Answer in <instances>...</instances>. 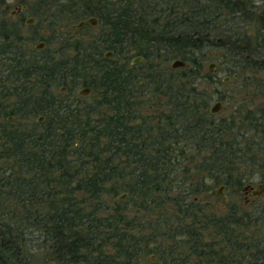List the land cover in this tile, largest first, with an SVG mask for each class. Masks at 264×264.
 Listing matches in <instances>:
<instances>
[{
	"label": "trees",
	"instance_id": "1",
	"mask_svg": "<svg viewBox=\"0 0 264 264\" xmlns=\"http://www.w3.org/2000/svg\"><path fill=\"white\" fill-rule=\"evenodd\" d=\"M248 4L99 0L90 15L100 21L102 34L93 53L84 50L80 55L81 63V48L68 44L29 61L14 30L0 21V57L7 64L1 74L7 72L12 84L6 87V80L0 85V264H21L24 256L34 259L27 255L28 246L40 238L55 264H146L148 253L156 257L151 264H264V207L244 213L230 207L223 216H206L192 198L199 189L186 182L175 188L176 199L158 196L166 182L161 171L178 160L168 157V143L178 147L192 140V148L199 150V141L208 134L209 115L203 111L207 101L193 82L194 70L205 60L196 56L202 43L208 41L234 59L249 58L253 66L264 68V54L254 58L264 50V37L251 42L240 26L241 21L254 22L264 36V10ZM220 21L226 22L222 28ZM74 48L76 56H65ZM109 51L114 56L135 52L158 68L148 76L149 83L157 91L164 89L168 98L166 109L153 117V127L140 119L133 100L139 79L103 56ZM176 59L186 64V83L171 82L161 72L162 65ZM72 78L98 91L99 101L79 106L70 90L64 98L55 97L52 88ZM100 106L109 113H102ZM40 116L44 119L35 126L23 123ZM229 147L231 143H223L224 150ZM118 193H125V199L108 206L105 197ZM165 201L174 202L176 212L183 214L180 222L191 223L173 229L162 219L151 231L125 213L128 203L149 214ZM205 230L213 237L210 243L203 238ZM164 241L169 243L166 251ZM181 243L187 248L181 249Z\"/></svg>",
	"mask_w": 264,
	"mask_h": 264
},
{
	"label": "rangeland",
	"instance_id": "2",
	"mask_svg": "<svg viewBox=\"0 0 264 264\" xmlns=\"http://www.w3.org/2000/svg\"><path fill=\"white\" fill-rule=\"evenodd\" d=\"M248 1L249 7L254 6L257 10H264V0H247V2ZM98 2L99 0H0V21H4L9 28L14 30L16 39L19 41L26 58L30 59L29 61L42 58L45 54H55L61 47L68 44V47L70 45V47L81 48L80 50L82 52L77 56V60L81 63L83 51L86 50V53H88L91 50V53H93L92 49L97 45V41L102 34V25L100 21L97 20L96 16L90 15V11L95 10V8L99 6ZM17 5L25 7L22 14H15ZM29 18H33L31 24L26 23ZM90 18L96 19L97 22L95 26L85 24L80 28L76 27L81 21ZM227 19H223L222 21H228ZM225 23L220 21L218 26L221 27V24L224 25ZM240 23V26L243 27L241 32H245L251 42H254L255 38L263 40L264 36L254 22L241 21ZM218 33L220 34V31H218ZM256 33L257 35L255 36ZM226 37H228L227 34ZM215 40H217V37L213 41ZM40 43H43L44 46L42 49H37L36 46ZM202 44L203 48L196 56H198L197 59H201V56H204L205 60L201 62V67L199 69L197 68L194 70L193 76L195 80L193 82L197 94H199L201 99L205 98L207 101L206 109L203 111L211 116L209 113L210 108L214 103L218 101L221 102L223 106L222 110L214 114L211 118L215 121L220 120L225 126L224 128H226V130L223 131V140L227 143L234 142L235 145L239 143L236 149L244 151L246 157H252V160L240 161L241 163L237 166L236 170L221 175V178L227 179L226 181L229 186L222 191V195H219L217 191L220 189L218 183L220 178L217 175L215 176L213 172L207 173L206 166L203 161L200 160V151H198V149H193L188 141L180 142L178 147H175L172 143H168L172 146V150L169 151L168 157L171 159L177 158L178 160L176 161L175 159V161H172V163L174 162L175 164L172 165L170 170L161 171L164 173L166 182L162 184L163 192L158 194V196H163L161 198L163 199L165 198L164 195L168 194V197L176 199L179 192L178 190L175 191V188L178 184L184 186H187V184L193 185V187L199 189V194L192 196V198L198 202L202 214L220 217L223 216L232 205H242L243 196L237 184L236 175L252 185H257L264 175V145L262 144V137L257 136V134L252 131L244 132L245 129L243 128L241 132L238 131L239 135H237L238 132L234 133L237 131V127L245 120L247 111H249L252 116L255 115L259 118L258 120L262 123V129L264 127V68L260 65H258V67L253 66L254 64L251 63L249 58L244 59L245 61L234 59L229 54H225L221 48L212 46L208 41ZM209 45H211V47H209ZM75 48L67 50L65 56L70 59L76 56L78 53L75 51ZM107 53L108 52H105L103 56ZM259 54H264V50L257 51L254 58H257ZM138 57L142 58V56H138L135 52H129L121 56H114L111 53L108 58L117 61L119 64H123L127 69L132 70L133 73L136 74L139 82L137 83L138 86L134 89V91L137 92H135V99L133 100H135L140 119H143L147 125L153 127V117L157 115L158 111L161 112V110L166 109L165 106L168 96L164 89L157 91L156 85L149 83L148 76L151 74L155 75V72L158 70V68L154 66L155 63L153 62L154 64H152L143 58L139 63H133ZM172 61L173 60H170L162 65L161 72L164 73L163 75L166 79H172L171 82H174L176 79L178 82L186 83L188 79L184 78L185 71L182 69L172 70L170 68ZM83 62L86 64L87 61L83 59ZM211 63L216 65L214 72L208 70V65ZM4 65L7 64H5V60L0 57V85H2L3 81L7 80L8 82L5 86L10 87L12 85L11 80H8L6 78L7 76H5L8 73L6 72L4 75L1 74ZM234 65L235 69H232ZM86 68H88V64H86ZM83 70L85 69L83 68ZM234 70L237 71L239 76L233 73ZM86 72L87 71L80 72V74H85ZM233 75H237V77L233 78ZM144 76L147 78H144ZM224 77H230V80L223 83L222 79ZM142 78H144V82H141L140 79ZM81 83V78L68 79L65 85L52 88L53 95L61 99L64 98L68 90H70V94L77 98L79 106L95 105L100 99V93L91 90L88 96L84 97L78 95V91L86 87L81 85ZM186 86L189 87L190 85L187 84ZM62 87L65 88L64 91L60 90ZM100 110L102 113H109L107 107L100 106ZM136 120H133L131 124L135 123ZM15 121L19 122V120ZM36 122L37 117H34L25 120L23 123L29 126H35ZM249 123L250 125L252 124L250 121H246V125ZM241 134H243V136L240 138ZM233 136H235L237 142L234 141ZM258 158L262 160L256 161ZM117 160L118 158H116V161ZM123 161L126 160L123 158ZM241 167H245L244 173ZM211 190H214V193H211ZM124 194L125 193H118L113 197L110 195L106 196L105 200L107 201V205L114 206L124 200L126 196L120 199ZM165 203L166 205L161 208L151 209L149 214H147L146 211H137L132 203H128L125 213L128 220L136 218L139 224L141 223L145 226V229H147L149 225L151 231L154 229L155 224H157L155 221L162 219H166L171 225L170 228L173 229L191 223L189 219L180 222V218L183 214L176 212L174 202L167 204V201H165ZM252 205L264 206V197L255 199ZM248 207L250 206H245L244 210H248ZM160 228L165 229L167 227L160 225ZM150 229H148L149 232H151ZM262 231L264 233V228ZM146 233H148V231L144 232V234ZM202 235L204 240L209 243L211 242V238L213 241V237L209 230L203 231ZM180 238H178V240ZM185 239L186 238H183L181 240L185 241ZM178 240L177 242H180ZM41 241V238L32 241L31 245L28 246L27 255H31L34 259H23L26 257L24 256L20 261L21 264H55L51 257H47V250L43 244H41ZM157 241L161 242V240ZM163 244L164 250H168L166 247L169 243L164 241ZM185 247L187 248V245L184 244L182 246L181 243V249ZM144 261L146 264L157 262L155 255L152 253L146 254ZM4 262H6L5 259Z\"/></svg>",
	"mask_w": 264,
	"mask_h": 264
},
{
	"label": "flooded vegetation",
	"instance_id": "3",
	"mask_svg": "<svg viewBox=\"0 0 264 264\" xmlns=\"http://www.w3.org/2000/svg\"><path fill=\"white\" fill-rule=\"evenodd\" d=\"M15 9H16L15 14L19 15V14H22L24 12L25 7L22 5H17V7ZM13 15H14V13H13ZM85 21H81V22H85ZM85 24H87V23L82 24V26ZM222 108H223V106H222ZM210 115L211 116H207V118H208L207 124H210L209 127L206 128L208 131V134H207V137L204 136L199 141L200 147H199L198 151H200V153H201L200 160L203 161L204 165L206 166L207 173L213 172L215 176L217 175L220 178V181L218 182L220 191L217 194L222 195L221 194L222 191L225 190L229 186V184L226 181L227 179H223V177L221 178V175L223 173L232 172L233 170H236L237 166L241 163L240 161H243V160L251 161L252 157L247 158L244 151L236 149V146L239 143H237L235 145L234 142H230L232 147L226 148L224 150L223 143H227V142L223 140V134H224L223 131L226 130V128H224L225 126L223 125V123L220 120L215 121L214 119L211 118L214 114L210 113ZM253 116L251 115V113L249 111H247V115L245 117V120L243 121V123H241L237 127V131L234 133H237L238 131L241 132L242 128L245 129L244 132L252 131V132L256 133L257 136L262 137V144L264 145V127L262 129V123H260L261 121L258 120L259 118H257L255 115H253ZM248 118H249V120H248ZM261 118H263V117H261ZM246 121L247 122L250 121L252 124L250 125V123H249L248 125H246ZM239 132L237 133V135H239ZM242 136H243V134H241L240 138ZM233 138H234V141L237 142V140L235 139V136H233ZM188 142H189V144L193 143L192 140H189ZM254 152H256V151H254ZM245 157H246V159H245ZM261 160L262 159H259V158L256 159V161H261ZM223 161H228L229 166H224ZM241 170L244 173L245 167H241ZM263 170H264V166H263ZM236 177H237L236 181H237L238 186L241 189V194L243 196V199H242V205H239V206L238 205H232L233 210L235 209V211H237V212H239V210H240L244 213L246 211L247 212L253 211L256 208L258 209L260 207H264L262 205L261 206L252 205V203L255 201V199L260 198V197H264V192L261 194H258V195L256 194V192L259 190V187H262L264 185V175L262 176L263 177L262 180L257 185H252L249 182H247L246 180L240 179V177H238V175H236ZM211 193H214V190H211ZM245 206H250V207H248L249 209L245 211L244 210Z\"/></svg>",
	"mask_w": 264,
	"mask_h": 264
},
{
	"label": "water",
	"instance_id": "4",
	"mask_svg": "<svg viewBox=\"0 0 264 264\" xmlns=\"http://www.w3.org/2000/svg\"><path fill=\"white\" fill-rule=\"evenodd\" d=\"M21 1H24V0H21ZM33 22V18H29L27 21H26V23L27 24H31ZM96 19H94V18H90V19H88V20H86L85 22H80L78 25H76V27L77 28H80L81 26H82V24H84V23H87V24H89V25H91V26H95L96 25ZM43 43H40L39 45H37L36 46V48L37 49H42L43 48ZM111 55V52H108L106 55H105V57L106 58H108L109 56ZM142 58H140V57H138L137 59H135L134 61H133V63H135V64H137V63H139L140 62V60H141ZM185 63L183 62V61H181V60H179V59H176V60H173L172 61V63H171V66H170V68L172 69V70H177V69H183L184 67H185ZM215 64L214 63H211V64H209L208 65V70L210 71V72H214L215 70ZM233 78H236L237 77V75H233L232 76ZM230 80V77H224L223 79H222V81H223V83H226V82H228ZM60 90L61 91H64L65 90V88L64 87H62V88H60ZM90 93H91V88L90 87H83L82 89H80L79 91H78V95H80V96H88V95H90ZM222 109V104H221V102H216V103H214L213 104V106L210 108V110H209V112L211 113V114H217V113H219V111ZM44 118L41 116V117H39L38 119H37V122H42V120H43ZM219 191H220V189L217 191L218 193H219ZM264 192V185L262 186V187H259V190L256 192V194L258 195V194H261V193H263ZM126 195L124 194V195H122L121 197H120V199H122V198H124Z\"/></svg>",
	"mask_w": 264,
	"mask_h": 264
}]
</instances>
